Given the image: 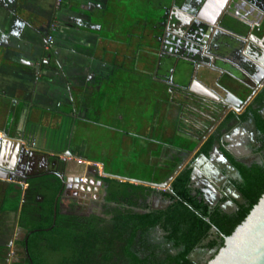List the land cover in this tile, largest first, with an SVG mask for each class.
Here are the masks:
<instances>
[{
    "label": "flooded vegetation",
    "instance_id": "af4514ba",
    "mask_svg": "<svg viewBox=\"0 0 264 264\" xmlns=\"http://www.w3.org/2000/svg\"><path fill=\"white\" fill-rule=\"evenodd\" d=\"M197 4L198 0H174L171 10L164 11L166 19L159 24L161 36L151 41L155 42L156 53L150 75L139 72L140 86L147 83L154 89L160 108L166 102L171 107L174 95L188 103L193 98L202 104L194 110L193 127H176L184 136L185 148L169 145L168 150L175 154L165 164L168 170L161 181L134 182L95 174L92 179L101 182L95 191L69 194L72 202L60 204L56 211L55 202L52 226L57 216H65L71 221V231L83 233V238L76 241V251L61 264H135L131 255L140 264H179L178 257L192 236H188L191 220L178 205L177 192L188 190L223 227L245 203L240 193L241 176L234 163L264 167V133L257 124L258 120L264 124V0H231L220 12L205 15L210 18L206 22L200 17L202 12H196L200 23L196 29L204 34H175L189 17H194L190 12ZM164 108L159 115L181 123L177 114L173 118ZM140 122L142 127L144 119ZM22 180L27 184L24 207L33 210L31 216L37 222H48L45 214L52 193L43 173H28ZM120 183L126 186L125 192L112 190ZM149 183H166L167 187L158 189ZM112 193L115 195L109 199ZM148 222L152 225L145 227ZM214 228L194 244L187 255L190 262L205 264L223 241L224 236ZM36 231H28L17 222L8 244L0 247V264H32L28 232ZM43 244L48 243L32 244L31 252Z\"/></svg>",
    "mask_w": 264,
    "mask_h": 264
},
{
    "label": "crops",
    "instance_id": "0c3cea01",
    "mask_svg": "<svg viewBox=\"0 0 264 264\" xmlns=\"http://www.w3.org/2000/svg\"><path fill=\"white\" fill-rule=\"evenodd\" d=\"M173 2L0 0V133L6 130L11 141L36 145L23 151L30 159L20 183L0 177V207L9 186L21 191L23 204L27 184L22 177L36 171L52 190L57 188L56 207L70 204L67 196L74 191L58 196L66 151L72 155L67 161L75 162L68 169L72 176L92 179L100 169L112 179L125 170L131 178L161 181L175 154L168 141L180 133L174 119L159 115L165 106H158L154 89L140 86L137 32L163 23ZM51 22L57 32L53 50L46 53ZM140 88L153 90L142 103ZM154 120L158 128L165 127L159 141ZM17 213L6 211L0 217L13 215L15 221ZM14 221L8 230L0 222V234L13 233Z\"/></svg>",
    "mask_w": 264,
    "mask_h": 264
},
{
    "label": "trees",
    "instance_id": "16d2710c",
    "mask_svg": "<svg viewBox=\"0 0 264 264\" xmlns=\"http://www.w3.org/2000/svg\"><path fill=\"white\" fill-rule=\"evenodd\" d=\"M53 20H55V18ZM257 124L259 130L264 133V124L261 123L260 120L257 121ZM234 164L241 176L242 185L240 193L244 198L245 203L238 207L236 216L228 220L226 225L223 227H221L216 221L217 219L210 214L207 207L203 206V204H198L195 199L190 196V192L188 190L185 189L177 192L180 199L179 204H177L185 211V215L189 218L188 220H191V222H188V236H192L189 245L178 257L179 264H194L187 259V255L194 244L206 236L208 229L212 226L218 230V234H222L224 237L229 236L235 228L243 222L250 210L257 204L258 200L263 195L264 167L257 164H253L250 167H246L238 163ZM105 181L109 183L115 182L109 179H105ZM125 187V185L120 183L119 185L114 186L112 190L116 191L119 188L121 191L125 192ZM56 189L52 190V187H50V191H53V193L50 194L48 198V208L45 214L48 222L46 223H39L31 216L33 214V210L24 207L25 201L20 205V200L22 199L20 190L15 189L13 186H9V188L5 191V197L3 204L0 207V213L6 211L16 212L18 210V225L28 229V231L38 230L33 233L28 232L29 254L32 258V264H61L62 262H66L72 251H76V241L83 238L82 232H73L69 229L71 227V221H69V218L65 216H57L56 222L54 223V226H52L53 207L57 192ZM138 189L140 191L142 190L141 187ZM176 190L177 187L175 186V193ZM113 193L112 196H109V199L115 195ZM150 225H152V223L148 222L145 224V227ZM195 235L196 237L194 238ZM43 242L48 244L41 245V249L34 253L31 252L30 247L32 244L36 245ZM48 245H51V247H47ZM222 246L223 241L217 244V248H215L214 253L209 260L217 254ZM129 254L131 255V253ZM131 257L135 260V264H140V260L132 255ZM207 262L205 264H207Z\"/></svg>",
    "mask_w": 264,
    "mask_h": 264
},
{
    "label": "water",
    "instance_id": "95a60500",
    "mask_svg": "<svg viewBox=\"0 0 264 264\" xmlns=\"http://www.w3.org/2000/svg\"><path fill=\"white\" fill-rule=\"evenodd\" d=\"M209 2L210 0H198L195 9L190 12V15L195 18L189 17L186 24H183V28L175 32V34L184 35V33L189 34L191 32L198 35L204 34V31L196 29L197 24H200L197 20L199 15L196 12H202ZM173 30L175 29L173 28ZM200 88L208 93L202 86ZM23 151L21 144L11 141L8 137V132L4 130L0 140V177L5 176L4 178H8L9 181L20 183L19 174H23V168L26 170L29 167L30 159L29 155ZM64 157L66 160L63 161L62 172L58 176L60 182L58 196L69 190L74 191V193H81L91 189L95 191L96 187H100L101 182H96L94 179H82L81 177L72 176L71 171L68 169L74 166L75 162L67 161V159L72 158L69 151L65 152ZM148 185L158 189L167 187L166 183H149ZM20 186L22 187L23 185L20 184ZM54 211H56V205ZM18 215L19 213L16 214L14 227H16ZM214 230L216 229L214 228ZM207 264H264V193L243 222L229 236L223 238V246Z\"/></svg>",
    "mask_w": 264,
    "mask_h": 264
},
{
    "label": "rangeland",
    "instance_id": "374dc122",
    "mask_svg": "<svg viewBox=\"0 0 264 264\" xmlns=\"http://www.w3.org/2000/svg\"><path fill=\"white\" fill-rule=\"evenodd\" d=\"M154 26H142V27H139V31L137 33H139V41H138V71L140 73H144L146 76L147 75H150V70L151 68L153 67V63L155 62V53L156 51H154V49H156L155 47V42H151L152 41V38L153 37H159L161 36V34H159L161 32V28H160V25H156L155 28H153ZM56 34V33H55ZM111 46L108 44V47ZM149 46H152L153 48H148ZM112 48V46H111ZM152 53V55H151ZM145 76V77H146ZM156 90V89H155ZM158 92V90H156ZM153 90L149 89H143V88H140L139 89V101L140 103H142L143 99L147 96V94H149V96L152 94ZM161 94V93H159ZM158 94V95H159ZM161 96L164 97V94H161ZM165 96H167L165 94ZM144 97V98H142ZM171 104L172 106L171 107H167L168 105V102H166L167 104L165 105V108L164 110H168L169 112H171V114L173 115V118H175V115L180 117L179 120L181 121V123H178L176 124L179 125V128L181 130H186V129H189L190 127H193V124H194V118H195V111L194 110H198V105H202L198 102H196L195 100H193V98L190 100V103L188 102H185L183 100V97H181L180 95L179 96H171ZM161 102V101H159ZM178 104L179 106L175 105V104ZM185 104L184 108L181 106ZM188 105V106H186ZM178 107H179V114H178ZM203 107V106H200V108ZM141 113V112H140ZM156 115V114H155ZM155 123V128L157 126V123ZM165 129L164 125L163 124H160L158 130L155 131V137H156V140L159 141L161 136L160 134L162 133L161 131ZM140 131H141V122H140ZM138 134V133H137ZM146 134L148 135V131L146 132ZM151 136H154V135H151ZM160 136V138H159ZM167 136V134H165V137ZM182 136V137H181ZM183 135H178L176 136L175 138H171L169 139V145L172 146L173 149L175 148H185V143L184 141L182 140L183 139ZM163 139V138H162ZM156 141V142H157ZM162 143H164V139L161 140ZM147 149V147L145 148ZM155 152L156 149H155ZM133 156V155H132ZM131 155L127 156V158H130L132 157ZM122 175H120L119 178L121 179H125V180H129V181H134V182H144V181H140L138 180L137 177H134V178H131V177H128L126 176L127 174V171L125 170H122L121 172ZM14 221V217L13 215H10V216H7V217H0V222H4L6 224V228L5 230H8L9 229V226L12 224V222ZM9 236H10V233H1L0 234V247H2L3 245H6L8 244V239H9Z\"/></svg>",
    "mask_w": 264,
    "mask_h": 264
},
{
    "label": "built area",
    "instance_id": "2783aa9c",
    "mask_svg": "<svg viewBox=\"0 0 264 264\" xmlns=\"http://www.w3.org/2000/svg\"><path fill=\"white\" fill-rule=\"evenodd\" d=\"M59 3V1H58ZM57 32V24L56 22H51L49 27H48V34L45 37V45H44V51L45 52H50V50L53 48L54 45V37H55V33ZM2 139V134L0 133V140ZM22 147L24 149L25 152H29L31 150H33L36 145L34 142H30V143H25V142H21ZM91 167H95L96 169H98V165L96 163H88ZM98 176H103V173L101 172V170L99 169L97 172Z\"/></svg>",
    "mask_w": 264,
    "mask_h": 264
},
{
    "label": "bare ground",
    "instance_id": "6f19581e",
    "mask_svg": "<svg viewBox=\"0 0 264 264\" xmlns=\"http://www.w3.org/2000/svg\"><path fill=\"white\" fill-rule=\"evenodd\" d=\"M231 0H210V2L207 4V7H205L202 10V15L200 16L201 19L210 20V18L205 17V15H209L211 13H218L222 9L223 6H227L230 3ZM199 19V18H198ZM204 21H201L202 23ZM206 22V21H205Z\"/></svg>",
    "mask_w": 264,
    "mask_h": 264
}]
</instances>
